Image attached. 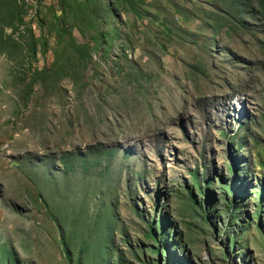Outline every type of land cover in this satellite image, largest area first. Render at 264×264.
<instances>
[{"label":"rangeland","instance_id":"374dc122","mask_svg":"<svg viewBox=\"0 0 264 264\" xmlns=\"http://www.w3.org/2000/svg\"><path fill=\"white\" fill-rule=\"evenodd\" d=\"M0 264H264V0H0Z\"/></svg>","mask_w":264,"mask_h":264}]
</instances>
